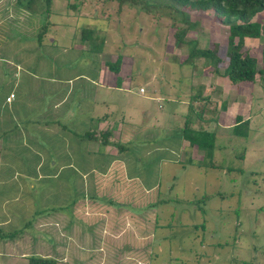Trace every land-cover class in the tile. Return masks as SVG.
Returning a JSON list of instances; mask_svg holds the SVG:
<instances>
[{
	"label": "rangeland",
	"instance_id": "rangeland-1",
	"mask_svg": "<svg viewBox=\"0 0 264 264\" xmlns=\"http://www.w3.org/2000/svg\"><path fill=\"white\" fill-rule=\"evenodd\" d=\"M43 9L0 0V264H264V72L231 84L211 60L182 62L164 12ZM187 13L184 39L225 67L227 27ZM243 48L264 69V35ZM190 108L191 128L216 133L212 158L182 137Z\"/></svg>",
	"mask_w": 264,
	"mask_h": 264
},
{
	"label": "trees",
	"instance_id": "trees-1",
	"mask_svg": "<svg viewBox=\"0 0 264 264\" xmlns=\"http://www.w3.org/2000/svg\"><path fill=\"white\" fill-rule=\"evenodd\" d=\"M23 5L25 10L39 12L44 7V11L50 12V6L53 0H17ZM119 6L126 4L129 8H135L138 11L159 12L170 16L171 26L175 27V37L178 46L188 47V53L182 60L184 63H192L199 57H204L206 60L213 61L216 66L221 58H218L213 52V48H199L196 46V40L184 39L185 34L190 29L191 24L187 20L189 15L188 10L212 11L213 19L216 22L222 23L227 27V43L226 61L227 65L224 69V76L228 78L231 84L254 83L256 74L264 72V69L258 67L256 57L252 56L248 51L245 52L244 41L246 38H259L264 35V23L254 20L253 17L264 11V0H115ZM74 6V5H73ZM185 23L186 26L179 28L178 24ZM45 30V29H44ZM84 29L83 31H85ZM43 33V32H41ZM40 34V33H39ZM121 56H118L114 63L107 62L109 69L113 72H118ZM208 100L205 97V101ZM226 101L222 102V108H225ZM190 112L186 114L185 125L182 130V137L188 140V145L195 146L198 150L204 152V157H213L216 133L208 129L191 128L188 124L191 122L189 118ZM199 113V115H198ZM197 116H201L198 112ZM213 120V119H212ZM247 119H242V116L237 114L236 123L232 127V132L239 135L246 134ZM245 129L244 132L240 129ZM102 135L106 138L110 130H106ZM95 131H87L83 134L84 138L95 139ZM105 139L102 144H106ZM120 146V145H119ZM125 149L120 146L119 151ZM118 151V152H119ZM204 164V163H203ZM209 166L216 167V164L211 161ZM11 234V233H10ZM28 264H57L55 258L49 256L30 255Z\"/></svg>",
	"mask_w": 264,
	"mask_h": 264
},
{
	"label": "crops",
	"instance_id": "crops-1",
	"mask_svg": "<svg viewBox=\"0 0 264 264\" xmlns=\"http://www.w3.org/2000/svg\"><path fill=\"white\" fill-rule=\"evenodd\" d=\"M249 39H250V38H246L245 41H246V40H249ZM254 39H257V38H254ZM220 62H221V61H220ZM220 62L218 63V66H219V67H220ZM213 66H214V65H213ZM214 67H215V66H214ZM214 67H212V68H213L212 70H213L214 73L217 72V73H220V74H222V75L224 76V69H225L226 66L223 67V68L220 67V68H222V70H220V68L217 67V66H216L217 69H215ZM219 71H220V72H219ZM11 94H12V93H10V95H11ZM8 97H10V96H7V97H6V101H8ZM9 101H11V100H9ZM9 101H8V102H9ZM57 106H58V105H57ZM106 114H107V113H105V115H106Z\"/></svg>",
	"mask_w": 264,
	"mask_h": 264
},
{
	"label": "built area",
	"instance_id": "built-area-1",
	"mask_svg": "<svg viewBox=\"0 0 264 264\" xmlns=\"http://www.w3.org/2000/svg\"><path fill=\"white\" fill-rule=\"evenodd\" d=\"M13 94H11V96H12ZM8 100H10V97H8Z\"/></svg>",
	"mask_w": 264,
	"mask_h": 264
}]
</instances>
